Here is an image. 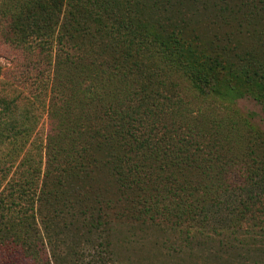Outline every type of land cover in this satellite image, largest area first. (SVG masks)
<instances>
[{"label":"trees","instance_id":"trees-1","mask_svg":"<svg viewBox=\"0 0 264 264\" xmlns=\"http://www.w3.org/2000/svg\"><path fill=\"white\" fill-rule=\"evenodd\" d=\"M174 1L173 10L167 11L168 6L164 4L167 13L161 15L156 9L157 2L160 3L154 0L153 8L158 13V20L153 28H162L166 33L163 37L165 40L157 41L149 36L135 38L137 31L134 22L145 27L141 22L148 7L142 0H1L0 15L6 22L5 45L17 49L14 50L17 52L15 71L20 73L30 91L26 97L18 94L10 101L4 96L0 98V120L3 121L0 123L1 141L7 142L9 139L12 142L11 139L23 133L26 126L30 128L28 123L43 105L42 102L38 103L36 97L52 89L51 83L59 75L60 69L68 70L71 75L79 73L88 76L83 83L73 86L84 97L80 109L86 115L81 114L77 119L88 122L98 119L96 123L101 119L107 120L98 124H78L76 119L77 124L68 123L73 125L74 130L66 127L60 131L61 134L51 133L50 155L54 164L53 169L47 171L40 203L36 207L31 206L30 212L27 211L28 221L9 220L5 208L0 210L1 250L29 258L35 264H61V234L73 235V230L76 233V224L81 219L76 215L80 214L86 223H81L85 230L78 236L84 237L87 244H103L105 251H111L108 256L113 254L112 234L119 228L140 232L155 229L164 231V235L168 229L182 232V228H185L188 234H192V230L198 229L193 227L194 224L215 222L214 232L226 236L220 248L224 250L225 259L230 257L231 261L235 259L232 254L236 255L238 250L236 234L245 235L251 230L256 231V228H264V192L259 193V196L244 195L242 188L231 184V171L238 160L236 138L211 140L207 136V129L196 131L193 128L195 126L188 123L190 130H187L186 136L170 141L171 131L166 127L164 132H156L154 123L162 114L167 120H171L175 114L171 111L168 113L164 109L165 102L157 100L164 98L158 89L142 92L143 95L133 90L139 80H124L125 94L123 91V97L121 93L114 95L117 96L115 101L120 102L118 107H114L113 103L107 104L102 110L85 107L86 103H95L99 99V91L95 90L97 85L89 76L94 73L108 75L111 69L112 74L108 76L118 75L121 64H124L119 60L113 43L122 45L121 53L134 47L144 52L143 68H177L196 81L192 73L195 68L190 66L188 58L191 57L187 54L192 51V39L200 37H192L188 33L185 49L182 44L178 48L173 44L180 41L179 33L183 30L193 32L192 15L200 16L204 27H209V23L214 26L211 30L216 51L213 68L218 67L220 54L230 53L231 47L236 49L240 60L244 62L243 67L248 68L245 70L247 75L238 78L241 79V87L243 83L245 90H249L250 80L253 79L251 76L261 78L263 81L256 82L260 90L254 95L264 106V53L258 58V48H254L258 46L255 39L262 40L264 45V37L260 32H255V26L248 27L251 23L245 20L244 15L250 11V4H253L252 9L264 13V0ZM258 3H262L263 7ZM137 6L138 21L135 20ZM214 7L219 8V11L215 12ZM67 12L70 17L66 22L67 28L61 30L63 35L60 39L58 29ZM263 13L259 14L262 19ZM205 15L209 16V22ZM82 16L84 21L80 20ZM104 28L108 32L101 31ZM109 33L122 39L114 41ZM226 47L229 48L228 52H225ZM152 55L155 57L151 59ZM63 56L64 61L54 60ZM61 64H64L63 67ZM234 67V62L220 66L218 75L212 77L216 82L206 85V93H212L215 98L221 97L213 92L219 87L223 88V85L233 91L236 88V76L223 73ZM130 68L127 66L128 70ZM197 71L201 79L209 76L206 66L203 71ZM25 101L33 108L29 116L27 111L20 110ZM231 107L234 109V105ZM89 110H92L90 116L87 115ZM178 110L179 106L175 108L176 116L182 115ZM224 114L217 120H221L216 124V128H220L218 134L224 131L222 128L228 122L227 132L236 137L238 127L234 115L232 122L224 121ZM56 119L57 123L64 124L60 116ZM4 121H11L6 132ZM145 123L150 124V129L142 131ZM114 126L120 129L114 132L107 130ZM118 133L121 136L116 140ZM94 136L97 137L86 140ZM248 143L261 153L258 158L263 164L264 141ZM96 154L100 157L98 160ZM72 168L78 170L74 172L77 180L69 173H64ZM107 170L111 172L110 175ZM247 177L248 185L253 186L256 180L251 170ZM47 183H54L52 190ZM223 208H226L225 212H221ZM22 214H26L24 205L17 210L18 216ZM100 232L105 234V238L104 243L98 244ZM75 245L78 246L76 240H72L66 247L70 249ZM175 251H179L177 245ZM52 256L54 260L50 258ZM21 261L19 259L18 263L21 264ZM14 262L17 263V260ZM66 264H83V260L76 255Z\"/></svg>","mask_w":264,"mask_h":264},{"label":"rangeland","instance_id":"rangeland-1","mask_svg":"<svg viewBox=\"0 0 264 264\" xmlns=\"http://www.w3.org/2000/svg\"><path fill=\"white\" fill-rule=\"evenodd\" d=\"M158 1L160 4L157 2L158 7H156V9L158 12H161V15L167 13L164 10L166 8L164 4L168 6L167 11H172V8L175 7L174 0ZM142 3L146 4L148 7V10L144 12L141 22L145 27H142L140 23L134 22V28L137 31L135 38L149 36L157 41L160 39L165 40V38H163L166 34L164 30L162 28H153L158 20V13H156L155 8H153L154 0H148L147 2L142 0ZM258 4L263 7L262 3ZM252 8L253 4H250V11H247V15L244 14L246 16L245 20L251 23L248 26L249 28L255 26V32H260L262 37H264V19L261 18L262 16H259V14L263 12ZM213 10L218 12L219 8L214 7ZM135 11H137V14L135 13V20L138 21V6ZM177 16H179V14H177ZM1 17L0 15V98L4 96L10 101L18 94L20 97H26L30 91L29 85L23 81L24 79L20 77V73L15 71L17 53L15 51L17 49L5 45L4 37H7L5 35L6 22ZM69 17L70 13H65L61 28L58 29V37H60V39L63 35L62 31L67 28L66 22ZM205 17L209 22V16L205 15ZM192 18L194 21L193 32L183 30L182 33H179L177 31L180 34V41L173 44H176L177 48L178 45L182 44L185 49L188 42V40H186L188 33L191 34L192 37H194V35L200 37L192 39L191 42L189 41L192 51L187 54L188 57H191L188 58L191 62L190 66L195 68L192 73L196 81H192L184 73L178 71L177 68H143L142 61L144 59V52L134 47L133 49L127 50L126 53H121L123 51L122 45L113 43L119 60L124 64H121L120 73L118 75L108 76L112 74L111 69V73L108 75L107 73L103 75L94 73L89 76L97 85V89L95 90L99 91V99L95 103H86L85 107H95L96 110H102L109 103H113V105H115L114 107H118L120 102L115 101V97L117 96L114 95L121 93L122 96L123 91L125 94L126 85L124 80H139L137 86L133 87V90L141 95H143L142 92L149 93L150 90L158 89L161 92V96H164V98H158L157 100L165 102L166 107H164V109L168 113H170V111L173 112L175 115L174 117L171 116V120H167L164 118V114H162L154 123L155 131L164 132L167 127L171 131L170 141H176V138L186 136L187 130H190V124L192 127L195 126L193 128H195L196 131L207 129V136L211 140L236 138V159L238 160H236V167L231 171L233 174L231 184L236 185V188H242V193L244 195L257 194L259 196V193L262 192L263 194L264 192V163L262 164L258 158L261 153L258 152L254 146L249 144L248 141H264V106L254 95V93H258L260 90V88H258V83L263 80L259 77L251 76L253 79L250 80L249 90L253 92L245 90L243 83L241 87V81H239L241 79L238 78H243L241 77L243 74L247 75L245 70H248V68L243 67L244 62L240 60L236 53V49H232V47L230 53L220 54L221 56L218 61L219 65L214 69L213 64L216 63L214 61L216 51L213 45L214 41L211 38V30L214 26L209 23V27H204L201 24L200 16L192 15ZM80 20L84 21L83 16ZM229 20H232V18L229 17ZM165 22H167V20H165ZM167 27H169V25H167ZM101 31L108 32L107 28L101 29ZM140 32L143 34L141 35ZM109 36L114 41L122 39L114 33H109ZM63 39L64 37L62 40ZM256 41H258V46L254 48H258L256 54L258 58H261L264 53V45H262V40L259 41L255 39V42ZM227 49L229 48L226 47L225 52ZM69 50L71 51L70 48ZM120 54L121 56L119 57ZM205 55H207V57H205ZM153 57H155V55H152L151 59ZM64 59L65 56L62 58H54L56 62L59 60L64 61ZM244 61L246 62V60ZM153 62L158 64L157 60ZM231 62L235 64L234 69L228 71L223 69V72L225 71L223 75L236 76V88L230 91L225 85H223V88L219 87L213 92L221 96L218 98L213 97L212 93L207 94L206 85H211L216 82V79L212 77L218 75L219 72L217 70H219L220 66L230 64ZM63 65L64 64H61V67H63ZM127 66H131V68L128 70ZM205 66L210 77L207 76L201 79L200 73L197 70L203 71ZM154 70L156 72H154ZM144 72H146V74ZM223 77L225 78V76ZM86 78H88V76L85 74L80 75L79 73H73L71 75L68 70L60 69L59 75L55 78V81L51 83L52 89L47 93L43 91V95L36 97L39 99L38 103L42 102L43 105H40V111L36 110L35 118L28 123L30 128L28 129L26 126L23 133L11 139L12 142H9V139H7V142H3L0 137V210L5 208L4 212L7 213L9 220L14 219L17 222H21L22 220L28 221L30 218L27 211L30 212L31 206L36 207L40 203L39 198L42 197L41 191L44 187V180H47V171L53 169L54 164L52 156L50 155L51 133L58 132L61 134L60 131L66 127L74 130L73 125H69L68 123L77 124V117H80L81 114H85L80 109L84 102L83 94L81 91L74 89L73 86L83 83V80ZM113 82L118 84L115 85ZM54 84L56 85L55 87ZM214 87H217V85ZM38 93H40V90H38ZM23 100H25V98ZM28 105H30L29 102H23L20 106V110L27 111L29 116L33 108ZM231 105H234V109ZM177 106H179L178 113L182 115L176 116L175 108ZM91 111L92 110H89L87 115L89 114L90 116ZM223 114L225 118L224 121H232L231 119L234 115V120H236V126L238 127L236 128V137L227 132L228 122H226L222 128L224 131L218 134L220 128H216V124L221 121L217 120ZM59 116L63 119L64 124L57 123L58 121L56 118ZM95 121L99 120L90 119L88 122V120L85 121V119H77L78 124H86L87 122V124H98L101 121L107 122L106 119H101L98 123ZM2 122L3 121L0 120V123ZM10 122L6 123L4 121L5 124L3 125L5 127V132L11 125ZM118 129L120 128L114 126L107 130L109 132H114ZM141 129L142 131L150 129V124L145 123ZM120 136L121 133H118L116 140H119ZM96 137L97 136L87 138L86 140L95 139ZM201 138L204 139V137ZM78 141L81 142L80 139ZM244 141L245 143H243ZM95 156H97V160L100 158L98 154ZM249 170L255 175L254 180L256 181L253 186L248 185L249 177L247 176ZM76 171L78 170L72 168L70 171L64 173H69L76 179L74 174ZM107 173L110 175L111 172L108 171ZM38 180L39 185L37 187ZM47 186L52 190L54 183H47ZM238 191L241 190H237V192ZM21 205H24L26 214L18 216L17 210ZM225 210L226 208H223L221 212H225ZM76 216L81 218L79 219V223L76 224V233L73 230V235L70 233L61 234V242L63 245L60 247L59 252L61 264H66L75 258L76 255L81 257L83 264H264V228H256V231L251 230L253 235L251 233L245 235L236 234V248L238 250H236V255H233L234 253L232 254L235 259L231 261L230 257L225 259L224 250L220 248L222 246L221 243L226 240V236L214 232L213 229L216 226L215 222L194 224L193 227L198 229L192 230V234H188L185 228H182V232L168 229L165 235L162 233L164 231L155 229L140 232L119 228L116 233L114 232L112 234L111 238H113V244L111 249L113 254L108 256L111 251H105V246L103 244L98 246H94L92 243L87 244L84 237L78 236L85 230L82 228L81 223L84 224L86 221L83 220L80 214ZM104 238L105 234L100 232L97 243H104ZM72 240H76L78 246L76 247L75 245L73 248L68 249L66 244L70 243ZM83 245L90 247L87 248ZM176 245L179 249L178 252L175 251ZM76 251H78V254H76ZM49 255L51 256V252ZM50 258L54 260L53 256ZM19 259L23 260L21 264H35V262L29 258H22L19 255L9 254L0 249V264H19ZM16 260L17 263L14 262Z\"/></svg>","mask_w":264,"mask_h":264}]
</instances>
